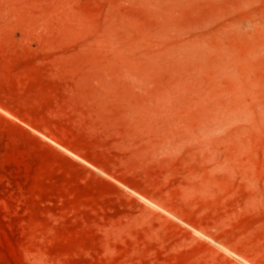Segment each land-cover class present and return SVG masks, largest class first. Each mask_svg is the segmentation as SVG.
Masks as SVG:
<instances>
[{"label":"rangeland","instance_id":"1","mask_svg":"<svg viewBox=\"0 0 264 264\" xmlns=\"http://www.w3.org/2000/svg\"><path fill=\"white\" fill-rule=\"evenodd\" d=\"M0 264H264V0H0Z\"/></svg>","mask_w":264,"mask_h":264}]
</instances>
